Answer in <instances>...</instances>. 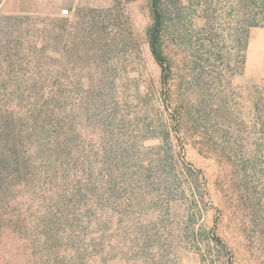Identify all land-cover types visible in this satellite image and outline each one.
Returning a JSON list of instances; mask_svg holds the SVG:
<instances>
[{
	"label": "rangeland",
	"instance_id": "1",
	"mask_svg": "<svg viewBox=\"0 0 264 264\" xmlns=\"http://www.w3.org/2000/svg\"><path fill=\"white\" fill-rule=\"evenodd\" d=\"M49 3L0 0V264H264V0H160L165 85L150 0Z\"/></svg>",
	"mask_w": 264,
	"mask_h": 264
},
{
	"label": "trees",
	"instance_id": "2",
	"mask_svg": "<svg viewBox=\"0 0 264 264\" xmlns=\"http://www.w3.org/2000/svg\"><path fill=\"white\" fill-rule=\"evenodd\" d=\"M150 11L153 18V23L148 32V47L150 54L157 65L160 66L164 85L167 84L168 75L171 72L170 62L164 55L162 49V14L160 10V0H150ZM13 153H4L0 158V166H5L6 170L0 174V179L5 180L11 176V170H16V165L11 161Z\"/></svg>",
	"mask_w": 264,
	"mask_h": 264
},
{
	"label": "crops",
	"instance_id": "3",
	"mask_svg": "<svg viewBox=\"0 0 264 264\" xmlns=\"http://www.w3.org/2000/svg\"><path fill=\"white\" fill-rule=\"evenodd\" d=\"M50 2L49 5L52 8L59 9L60 13L63 9H66L64 6L65 3H63L65 0H18L17 3L16 0H13L15 6V9L13 10V13L16 14H22V15H34L39 13L46 12L45 10V4ZM63 1V2H62Z\"/></svg>",
	"mask_w": 264,
	"mask_h": 264
},
{
	"label": "built area",
	"instance_id": "4",
	"mask_svg": "<svg viewBox=\"0 0 264 264\" xmlns=\"http://www.w3.org/2000/svg\"><path fill=\"white\" fill-rule=\"evenodd\" d=\"M67 12H68L67 9H63V10L61 11L62 14H65V13H67Z\"/></svg>",
	"mask_w": 264,
	"mask_h": 264
}]
</instances>
